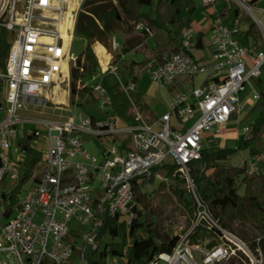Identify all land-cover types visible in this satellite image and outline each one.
Here are the masks:
<instances>
[{
    "label": "built area",
    "instance_id": "obj_1",
    "mask_svg": "<svg viewBox=\"0 0 264 264\" xmlns=\"http://www.w3.org/2000/svg\"><path fill=\"white\" fill-rule=\"evenodd\" d=\"M216 2L200 0L203 6ZM78 13L79 0H0V35L5 30L10 44L0 63V264H86L83 251L102 248L109 240L106 236L101 244L98 241L104 217L129 224L135 186L150 177L162 178L160 170L168 162L177 164L186 176L197 212L172 250L158 254L149 264H264L260 237L253 248L213 219L195 191L188 168L203 148L219 144L223 126L241 112L246 83L252 97L259 98L251 79L263 72L264 20L253 15L262 41L246 44L239 18L227 22L213 17L205 32L211 52L208 62L191 53L204 36H198L192 26L185 27L180 49L162 54L150 77L165 87L187 84L153 119L139 112L140 123L118 124L107 87L102 81L92 82L88 93L105 115L72 111L64 119L38 120L42 127L33 130L47 137L48 147L33 165V158L19 144L23 121L19 109L25 102L55 101L56 89L70 86L77 62L72 45ZM135 27L148 30L142 22ZM199 74L204 75L199 84L189 82ZM135 83L130 81L126 90H136ZM250 127L245 124L242 131ZM86 142L98 149L100 159L84 147ZM260 170L258 163L247 168L249 173ZM25 174L28 180L8 209L6 184ZM30 179L33 184L25 189ZM197 229H203L204 235L192 240ZM77 248L83 251L72 263ZM106 260L127 264L125 255L108 254Z\"/></svg>",
    "mask_w": 264,
    "mask_h": 264
},
{
    "label": "trees",
    "instance_id": "obj_2",
    "mask_svg": "<svg viewBox=\"0 0 264 264\" xmlns=\"http://www.w3.org/2000/svg\"><path fill=\"white\" fill-rule=\"evenodd\" d=\"M254 1L247 2L252 5ZM199 5H202L200 0H85L78 13L76 32L85 39L86 44L84 50L77 56L76 65L71 69L70 103H75L74 96L77 92L88 93L87 85L82 82L86 76L94 74L100 65L94 48L96 41L109 47L107 40L113 32L120 27L133 30L136 24L142 22L149 30L142 31L143 37L153 35L158 39L165 33L172 43L167 53L178 51L181 45V32L185 27L192 25V15ZM216 16L220 18L234 16L240 21H246L249 25L242 31L241 37L244 43L262 41V33L256 23L235 1L225 2L218 9ZM91 36L95 39L91 40ZM137 43L141 45L140 40ZM9 46L7 32L2 30L0 63L3 62ZM197 47L201 48L202 43L198 42ZM130 49L131 47L123 45L121 52L126 53ZM147 60L148 58H145L124 63L119 71V80L111 85H107L102 79L111 96L114 114L131 125L140 123L138 113L146 114L149 105L140 91L126 90V86L130 81L137 80L138 67L145 65ZM262 69L264 71V63ZM256 84L260 96L250 109L251 114L257 111L252 123V136L249 138L241 136L234 147L219 144L207 146L203 148L199 159L188 164V168L195 191L213 219L227 229L231 228L234 220L249 221L256 232L250 237V244L255 248L256 238L260 237L259 245L264 254V170L249 173L246 160L240 165L231 160V155L248 147L251 141L256 142L264 136V84L261 77L256 79ZM78 85L81 87L78 88ZM235 117L236 115H232L231 118ZM36 137L35 130L25 131L19 141L22 149L33 158V165L42 159V151L32 145ZM160 172L162 179L158 180L152 191L168 189L176 201L183 205L190 223L196 216L197 204L186 176L173 162L166 163ZM28 177L29 174H25L18 180L6 184L9 191L6 192L4 200H8V209L18 200L20 187ZM148 182L155 183L156 178L150 177L143 180L141 186H135L134 215L131 222L127 224L125 221L119 222L115 217L105 216L98 229V241L101 244L102 238L106 236H109V240L104 242L102 248L84 251L77 248L71 258L72 263L83 251L86 264H110L106 260L108 254L125 255L127 264H149L158 254L172 250L179 235H172L161 229L159 217L162 211L153 205L149 192L142 189ZM239 185H243L242 191H239ZM239 232L243 237H247L243 231Z\"/></svg>",
    "mask_w": 264,
    "mask_h": 264
},
{
    "label": "rangeland",
    "instance_id": "obj_3",
    "mask_svg": "<svg viewBox=\"0 0 264 264\" xmlns=\"http://www.w3.org/2000/svg\"><path fill=\"white\" fill-rule=\"evenodd\" d=\"M230 1L231 0H217L214 6L218 8L222 6L225 2L229 3ZM233 1H235L241 7V9L251 17L252 21L256 23L257 26H258V23L256 19L254 18V16L259 19L261 18L264 19V1L260 3L255 2L252 5L248 4L247 2L248 0H233ZM241 1L247 4L248 6H250L251 12L248 9H245L244 7L241 6L240 4ZM84 2L85 0H79V10L82 8ZM210 7H212V5L211 6H203V5L200 6L199 5V7L196 9V11L192 15V19L194 23L204 25L209 20V18H203V17L206 15V10ZM247 25L249 24L246 22L242 23L243 28L244 27L246 28ZM123 29H124L123 27H120L119 29H117L115 32H113L110 35L109 39L107 40L110 45L109 47L104 46L105 50L103 54L99 53L96 48V45L100 42L98 41L95 42L94 48H95L96 55L98 57V61L100 65L94 74L88 75L84 78L82 82L84 85L88 86L92 82L102 81V79L107 85H111L119 80V71L122 68V65L132 60L130 59V56L127 57L121 52L122 40H123V34H122ZM135 31H137L136 28H135ZM137 32L142 33L139 30ZM135 38L137 37H133V39ZM90 39L94 40L95 37L91 36ZM139 40L142 42V39L140 37H139ZM208 40H209V37H207L206 43ZM85 44H86L85 39L79 34H77L76 32L73 45H72L73 55L78 56L84 50ZM159 44L161 45L159 46ZM157 45L160 49H155V48L149 49L147 46V42L144 41V43H142L141 46L139 47L140 50L141 49L145 50L144 51L145 58H148V61H152L153 64L159 62L157 60L158 56H156V54L162 53L165 49L167 50L169 46H171V43L167 41V44H166L167 47L165 48H163V43L158 42ZM150 71H151V67H143L142 65V66H139L138 68L137 77L142 85L141 88L143 90L146 86V83L149 82V78L151 81H153L152 78L150 77ZM201 77L202 75L200 74L194 76V82L196 85L197 83H199ZM251 80H252L251 82H253V84L257 86L256 81H255L256 79L254 78ZM261 81L264 84V71L262 72V75H261ZM162 88H163L162 91L160 92L158 91V98L154 100V105L159 112L167 109L168 104L166 100L170 102L172 98L174 97V95L177 94V93L172 94L173 95L172 96L168 88L166 87H162ZM42 94L46 96L48 95V92L46 90H43ZM54 97H55V101L48 100L45 105L44 104H41V105L33 104L29 102H25L23 104V106L19 109L20 114L23 116V121H21L19 128H18V138L19 139L23 138L25 131L32 132L33 128L42 127V125L39 124L38 120L40 119H53V120L64 119L72 113L73 109L76 110V108H80L79 111L83 114H95L97 116L105 115L103 110L98 106L93 96L89 93L81 94L80 92H77V94L74 96L75 103H70V86L69 85H68L67 94L66 92H63L60 89V91L59 90L55 91ZM65 97H67L66 101L64 100ZM241 98H242V103L244 104V107L237 117L231 118L225 124L226 126L224 125L225 126L224 130H222V132L218 136L219 144H221L222 142L219 139H222L223 135L224 136L227 135L225 136V138L227 139L225 140L226 145L228 147H234L236 145L235 139H237L238 141L240 138L236 136L234 137L233 135L234 131H236L237 127L242 128V126L245 124H251V127L248 131L243 133L244 134L243 136L245 138H249L252 136V133H253L252 123L255 117L257 116V111H255L252 114L250 113V109L256 100L252 97L251 86L249 85V83H246L245 90L241 93ZM263 120H264V117H263ZM261 139H263V144H264V136H262L257 141H260ZM96 141H97V144H100L98 140ZM92 144H93L92 142L91 143L86 142L84 143V147L91 153L95 154L100 159L101 158L100 152L98 151V149L93 147L94 145ZM32 145L36 147L37 149L44 152L46 148L48 147V139L43 134H41L37 136L36 138H34V140L32 141ZM250 149L251 148L245 147L239 150L238 152L231 155V160L232 159L235 161L240 160L241 153L243 155H247L249 154L248 152L250 151ZM240 151L241 153H239ZM261 154H264V146H261V150L259 154L255 156L253 160L258 162L257 157ZM161 179L162 178L156 179L155 183H149V182L146 183L142 187V189L147 190L149 192V196L152 198L153 205L157 206L162 211L159 217V220L161 222V229L172 235L182 233L187 227L189 228L191 227L192 221H190V223L188 222V216L186 214V211H184L183 209L184 208L183 205L176 201V198L171 194V192L168 189L162 190L159 192L152 191L157 186L158 180H161ZM32 184H33V179H30L29 182L24 186L25 189H28L29 186ZM238 188H239V191H242L243 185L242 186L239 185ZM23 195H24V192H21V196ZM190 197H191V194L189 193L188 199H190ZM1 204H2V201H0V205ZM229 230L233 232L234 234H236L239 238L247 242L248 244L251 243L250 237L254 236L256 233L254 228L250 224V222L246 220L245 221L234 220ZM239 230L243 231L247 235V237H243L240 234ZM203 235H204L203 229H197L192 236L193 237L192 240H195L196 236L203 237ZM232 263L234 262H231V264Z\"/></svg>",
    "mask_w": 264,
    "mask_h": 264
},
{
    "label": "crops",
    "instance_id": "obj_4",
    "mask_svg": "<svg viewBox=\"0 0 264 264\" xmlns=\"http://www.w3.org/2000/svg\"><path fill=\"white\" fill-rule=\"evenodd\" d=\"M262 1H264V0H255L254 3L255 2L260 3ZM220 7L217 8L213 4L212 7L208 8L206 10V15L203 18H209V20L204 25H200L198 23L196 24V23H194V21H192V25L191 26L194 28L195 33L198 36H204L203 37V41L202 40H199V42L202 43V47L201 48L196 47L193 50H191L192 55H194L195 57L199 58L201 62H208L211 59L210 49L206 45V39H207L208 35H206L205 32H206V30L208 29V27L210 25L211 19L216 16L217 11H218V9ZM146 9H147V7H146ZM233 18H236V17L232 16V18H231V16H229L228 18H223V19L226 20L227 22H230V21L233 20ZM245 22L246 21H241V25H242V23H245ZM135 28L133 30H125V29L122 30V34H123L122 46L123 45H126L127 47H131V49L129 51H127L126 53H123V54L125 56H127V57L130 56V59L136 60V61H141V60L145 59V56H144V51L145 50L144 49H141L140 50L139 47L141 45H140V43H137L138 40H139V37L142 39L141 44L144 43V41H146L147 42V46H148L149 49H151V48L160 49L158 47V45H157L158 42L159 43H163V48L167 47L166 44H167V41H169V40H168V38H167V36H166L165 33H162L158 39H155L153 35H150L148 37H143L142 33L137 32L138 29H137V31H135ZM247 28H248V25H247L246 28L244 27L243 29L246 30ZM133 37H137V38L133 39ZM115 41H116V39H115ZM160 45L161 44H159V46ZM100 46L104 47L103 44L98 43L96 45L97 50L100 49ZM171 46H172V43H171ZM171 46H169V48ZM137 49H138V51H137ZM166 52H167V50L165 49L162 53H157L156 54V56H158L157 60L159 62L162 61V58L160 56L162 54L166 53ZM155 64L156 63L153 64L152 61H148L147 60V63L145 65H143V67H151L152 68V66H154ZM203 79H204V75H202V77L200 78L199 83ZM186 82L187 81H184L179 86H170V87H166V88H168V90L171 92V95H172V94L178 93L180 90H182L184 88V85L187 84ZM189 82L192 83V84H194V85H196L195 82H194V78L191 79ZM199 83H197V84H199ZM141 86L142 85H141V83H140V81H139V79L137 77V80H136V83H135L136 90H138V91H140L142 93L143 99L149 105V109L147 110L146 114L145 113H142L147 119H153V118H155L156 116H159L160 114H162L163 112H165L168 109L167 108L164 111L159 112L157 110V108L155 107V105H154V100H156L158 98V91L159 92L162 91V89H163L162 87H165V86H160L157 82L151 81L150 78H149V82L146 83V86H145L144 90L141 88ZM56 90H59L60 91V89H58V88ZM61 90L63 92H66V94L68 93V87H66L65 85H63L61 87ZM66 99H67V97L64 98L65 101H66ZM166 102H167V104H169V101L168 100H166ZM79 110H80V108H76V110L73 109L72 111L74 112V111H79ZM91 115H95V114H91ZM117 121H118V124H122V123L125 122L124 120H122L119 117H117ZM225 126H223L222 130H224ZM222 130H221V132H222ZM243 133L244 132L242 131V128H238L237 127V129H236V131H234V134L233 135H234V137L236 136V137H240L241 138V136L244 135ZM225 136H227V135H225ZM225 136L223 135V138L222 139H219V140L222 141L221 144H219V145H221V146L226 145L225 140H227V139L225 138ZM236 141H237V139H235V143H237ZM261 146H264L263 139H261L260 141H257V142L251 141L249 143L248 147H247V148H251L250 151L248 152L249 154L243 155L241 153V151H240L239 152V153H241L240 160L235 161V160L232 159V161L235 164L240 165V164H242L243 161L246 160L248 166L251 165V164H253V163H258L260 165V167H261V170H264V157H263V154H261V155H259L257 157V161L258 162H256L255 160H253V158H255V156H257L259 154V152L261 150Z\"/></svg>",
    "mask_w": 264,
    "mask_h": 264
},
{
    "label": "bare ground",
    "instance_id": "obj_5",
    "mask_svg": "<svg viewBox=\"0 0 264 264\" xmlns=\"http://www.w3.org/2000/svg\"><path fill=\"white\" fill-rule=\"evenodd\" d=\"M241 3L243 4V6H245V7L251 12V8H250V6H248L247 4H245V3L242 2V1H241ZM104 50H105V48L102 47V46H100V49H98V52L103 54V53H104Z\"/></svg>",
    "mask_w": 264,
    "mask_h": 264
}]
</instances>
